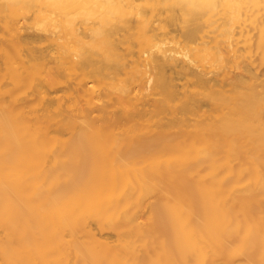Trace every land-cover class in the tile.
<instances>
[{"label":"bare ground","instance_id":"1","mask_svg":"<svg viewBox=\"0 0 264 264\" xmlns=\"http://www.w3.org/2000/svg\"><path fill=\"white\" fill-rule=\"evenodd\" d=\"M264 0H0V264H264Z\"/></svg>","mask_w":264,"mask_h":264},{"label":"rangeland","instance_id":"2","mask_svg":"<svg viewBox=\"0 0 264 264\" xmlns=\"http://www.w3.org/2000/svg\"><path fill=\"white\" fill-rule=\"evenodd\" d=\"M264 66V65H263ZM263 71H264V67L263 68H261Z\"/></svg>","mask_w":264,"mask_h":264}]
</instances>
